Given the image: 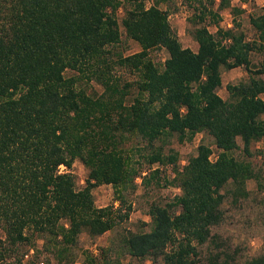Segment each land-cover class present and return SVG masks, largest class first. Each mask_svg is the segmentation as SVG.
<instances>
[{
  "label": "trees",
  "instance_id": "16d2710c",
  "mask_svg": "<svg viewBox=\"0 0 264 264\" xmlns=\"http://www.w3.org/2000/svg\"><path fill=\"white\" fill-rule=\"evenodd\" d=\"M160 1L145 7L142 0H0V257L34 234L62 260L81 232L96 236L113 228L127 217L120 213V188L136 176L144 188L152 179L158 183L157 169L141 175L131 162L134 149H147L140 155L148 165H172L171 183L179 193L169 202L151 201L148 230L127 231L112 259L101 251L103 264H120L119 255L128 256L125 264L144 258L195 264L197 247L205 242L213 248L207 264H264V252L235 261L211 232L223 219L226 196L238 201L247 195L245 181L257 179L250 162L231 152L249 155L250 144L259 140L264 146V65L253 68L249 58L264 47V11L248 18L257 44L233 28L212 33L199 25L205 18L217 23V10L228 1L218 0L213 10L214 0H198L192 51L179 43L156 5ZM121 4L127 7L118 22ZM119 27L140 47L114 61L137 74L129 103L124 100L130 83L118 86L104 57L106 46L119 41ZM160 47L167 53L161 69L148 57ZM238 66L247 75L227 83L222 99L216 93L221 73ZM67 69L89 73L103 86L102 94L91 98L75 89L76 77L64 76ZM197 132L211 137L218 150L214 160L205 143L181 166L175 151L162 153L169 138L189 141ZM129 136L138 143L124 149ZM74 159L87 169L80 188L69 171L57 172ZM100 183L113 186L116 208L94 205L91 188ZM87 260L96 264L93 257Z\"/></svg>",
  "mask_w": 264,
  "mask_h": 264
},
{
  "label": "rangeland",
  "instance_id": "374dc122",
  "mask_svg": "<svg viewBox=\"0 0 264 264\" xmlns=\"http://www.w3.org/2000/svg\"><path fill=\"white\" fill-rule=\"evenodd\" d=\"M145 7L153 4L154 0H142ZM198 0H163L156 5L159 9L164 10L167 15L169 26L174 31L179 43L182 47H187L192 51L196 50V42L192 39L190 30L193 26L192 13L193 6L197 5ZM207 5L208 0H201ZM228 6L217 10L219 19L217 23L208 22L204 19L199 25L207 26V29L214 33L216 28L221 29L233 28L240 31L244 39L247 41H255L258 44V38L255 31L250 25L248 18L251 14H259L264 11V0H227ZM218 0L213 1L212 9H216ZM125 4H121L116 12L115 18L119 22L123 15ZM232 7L241 8L240 13H234L230 9ZM119 41L113 45H108V53H104L105 59L110 65L109 75L118 86L129 84L128 92L125 96L124 103H129L135 94V80L137 74L125 68L115 65L114 61L118 56H126L140 49L137 42L125 36L123 29L119 27ZM148 57L154 64L161 69L167 53L163 48H153L148 51ZM250 62L253 68L264 65V47L253 49L250 52ZM99 66V65H98ZM247 75L243 67L238 66L231 69L223 70L221 73V84L216 89V93L222 98L227 99V91L225 85L227 83H236L245 78ZM64 76L76 77L75 89L82 90L91 98L98 97L103 92V86L99 81L90 76L89 73L80 74L76 70H65ZM264 100V93L260 94ZM135 137L126 138L122 147L128 149L130 145L137 144ZM161 140L155 141V145H160ZM199 143H205L210 146V159L214 160L217 154V148L213 144L210 136L201 132L194 134L191 140L178 142L175 136L169 138L162 144V153L166 154L168 150L177 153L178 166L186 163V161L195 154L196 146ZM143 143H141L142 145ZM237 144L241 147V142L237 138ZM147 149L141 151H132V164L141 175L157 169L158 183L152 179L146 188L140 182V177L133 178L132 185H125L120 188L121 195L124 199L123 205L120 207V213L127 212V217L123 218L113 228L96 236H90L85 232L78 235L75 246L72 247L70 255L62 260L56 259L50 252L42 248V240L34 234L29 235L28 240L18 244L15 248L2 253L0 264H88V257H93L96 264L102 263L101 251L107 250V256L111 259L115 256L114 250L120 247L121 239L127 231L142 232L147 231L150 219L147 214L148 205L153 200L169 202L173 196L179 193V189L171 183L172 165L153 163L148 165L140 154L144 155ZM249 155L244 154L241 149H235L231 154L238 158L250 162L253 171L257 175V179L251 178L245 181V190L247 195L239 198L236 202L230 201V196H226L222 204L223 219L212 227L211 232L217 234L223 248L237 262H242L254 255L264 252V146L263 141L252 142L249 146ZM59 169H57L58 172ZM69 171L74 179L75 187L80 188L84 185L87 175L86 167L78 160L74 159L69 168L61 169V172ZM60 172V173H61ZM91 195L94 205L103 207L113 205L117 207L118 202L115 199L116 192L110 184L100 183L91 188ZM129 206V207H128ZM30 231L25 230L26 234ZM4 238L3 231L0 227V239ZM4 245V243H3ZM6 245V243H5ZM198 255L195 258V264H207L206 256L208 250H212V246L205 242L197 247ZM129 260L128 256L119 255L120 264H125ZM135 264H161L160 261H152L149 258L142 260H134Z\"/></svg>",
  "mask_w": 264,
  "mask_h": 264
},
{
  "label": "built area",
  "instance_id": "2783aa9c",
  "mask_svg": "<svg viewBox=\"0 0 264 264\" xmlns=\"http://www.w3.org/2000/svg\"><path fill=\"white\" fill-rule=\"evenodd\" d=\"M62 168H64L63 165H58V169H59L58 172H61V169H62Z\"/></svg>",
  "mask_w": 264,
  "mask_h": 264
},
{
  "label": "crops",
  "instance_id": "0c3cea01",
  "mask_svg": "<svg viewBox=\"0 0 264 264\" xmlns=\"http://www.w3.org/2000/svg\"><path fill=\"white\" fill-rule=\"evenodd\" d=\"M263 94V93H262ZM259 97H260V95H259ZM261 98V97H260ZM262 99V98H261Z\"/></svg>",
  "mask_w": 264,
  "mask_h": 264
}]
</instances>
